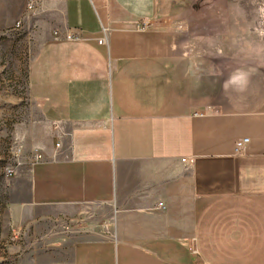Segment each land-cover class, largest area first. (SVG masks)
<instances>
[{"label":"crops","instance_id":"obj_1","mask_svg":"<svg viewBox=\"0 0 264 264\" xmlns=\"http://www.w3.org/2000/svg\"><path fill=\"white\" fill-rule=\"evenodd\" d=\"M25 4L0 0V29ZM197 6L44 0L30 20L44 161L4 178L0 210L41 264H264V60Z\"/></svg>","mask_w":264,"mask_h":264},{"label":"rangeland","instance_id":"obj_2","mask_svg":"<svg viewBox=\"0 0 264 264\" xmlns=\"http://www.w3.org/2000/svg\"><path fill=\"white\" fill-rule=\"evenodd\" d=\"M186 1L198 4L193 11L198 19H206L208 14L214 13L229 18L231 25L227 27L236 28L240 33L236 38L244 49L240 56L244 60H264V0ZM14 23L0 29V203L5 184L4 168L11 160L12 152L16 147L27 151L24 140L31 141L34 128L47 129L28 93L29 65L36 55L39 41L35 32L37 26L30 21L24 29L17 30ZM214 29L209 30L212 37L217 34ZM1 211L0 264H41L42 241H38V237L37 241L23 236L12 238ZM31 253L38 255L32 258Z\"/></svg>","mask_w":264,"mask_h":264},{"label":"built area","instance_id":"obj_3","mask_svg":"<svg viewBox=\"0 0 264 264\" xmlns=\"http://www.w3.org/2000/svg\"><path fill=\"white\" fill-rule=\"evenodd\" d=\"M44 0H26L25 4V12L17 19V21L14 23L15 29H24L27 25V22H29L34 17L38 16V13L40 11V5L41 2ZM146 25H143L142 28H145ZM141 28V29H142ZM65 39L67 41H84V37L80 34V31L78 30H70V32L66 33L64 35ZM100 44L103 43L102 40L99 41ZM249 143V140H242L238 141L236 143V151L241 152L243 151L247 144ZM13 156L10 161H8L7 165L5 166L4 175L6 178H11L15 175H17V172L19 171V167L22 166L26 161H29V163L37 164L44 161L43 154L40 153L37 149H32L29 154H26L25 151L21 147H16V149L12 152ZM183 163L186 162V160H182ZM194 264H204L200 261L195 262Z\"/></svg>","mask_w":264,"mask_h":264}]
</instances>
